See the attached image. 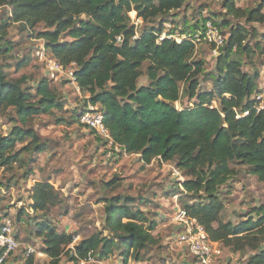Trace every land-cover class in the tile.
I'll list each match as a JSON object with an SVG mask.
<instances>
[{
    "label": "trees",
    "instance_id": "1",
    "mask_svg": "<svg viewBox=\"0 0 264 264\" xmlns=\"http://www.w3.org/2000/svg\"><path fill=\"white\" fill-rule=\"evenodd\" d=\"M185 4L186 0H0V9H11L9 15H0V54H9L13 49L6 39L11 24L31 30L43 24L45 30L39 38L46 41L59 64L65 68L75 66L76 83L89 96L77 120L88 105L97 106L104 115L113 147L118 145L122 152L138 154L146 164L154 159L174 162L185 176L180 183L179 201L188 216L204 226L212 241L237 252L252 250L245 264H264V205L255 207L238 223L224 222L221 214L225 204L220 193L238 174L237 166H246L249 173L264 182V110H258L255 97L260 92V72L256 68L244 70V58L254 64L250 57L260 48V43H248L258 32L249 24L264 25V0L254 9H243L236 0H225L227 12L245 19V23L232 24L227 18L218 23L204 18L203 25H189L181 31V42L174 35L177 30L160 39L163 20L137 36L132 11L143 21L160 17L167 20ZM208 22L218 27L224 42L218 48L213 88L201 91L199 77L204 72V61L192 58L195 37L203 35ZM26 62L21 61L19 68ZM143 74L149 83L140 86ZM22 82L9 79L0 63V110L15 112L10 132L0 133L2 166L26 163L22 151H47L46 143L28 125L33 117L51 114L60 106L49 79L34 87V95L22 87ZM184 99L191 105L178 108L177 103L182 104ZM18 145H23L22 151ZM31 196L32 210L43 214L35 234L43 240L42 250L50 258L49 264H60L64 255L79 264L89 256L103 260L116 252L125 264L132 258L140 262L141 251L157 243L152 234L157 222L148 221L140 209L134 210L133 198L108 199L104 232L74 244V234L60 232L44 214L63 202L61 191L45 180L34 185ZM28 256L26 264H34L32 255ZM9 259L1 264H9Z\"/></svg>",
    "mask_w": 264,
    "mask_h": 264
},
{
    "label": "rangeland",
    "instance_id": "2",
    "mask_svg": "<svg viewBox=\"0 0 264 264\" xmlns=\"http://www.w3.org/2000/svg\"><path fill=\"white\" fill-rule=\"evenodd\" d=\"M225 0H186L183 8L173 11L167 20L160 17L152 21H143L132 11L130 16L137 28V36L141 31L150 27H157L163 20L164 32L162 36H169L174 30L177 39L181 31L200 23L204 18L215 19L220 23L223 19L231 20L232 24L244 22L243 18L230 15L225 6ZM263 0H236V5L243 9L257 8ZM11 9H0V15H9ZM188 23V24H187ZM256 26L258 32L248 43L260 48L250 57L252 63L244 58V70L256 68L260 72L258 80L260 92L256 93L258 109L264 107V25ZM40 24L33 30L22 24H11L7 40L12 42L13 49L9 54H0V63L9 79L19 81L23 79L22 87L34 95L35 86L43 79H49V87L58 96L60 106L52 109L51 114L41 113L28 125L33 128L42 141L47 145V151L29 154L22 151L23 145H18L21 157L26 163H16L12 166L0 165V212L4 218L11 219L14 233L18 241V248L10 257L9 264H26L29 248L34 264H49L50 258L43 253V240L35 234L38 221L42 217L40 212L31 208L32 189L38 182L49 180L63 195V202L45 212L60 232L74 234V244L89 238L93 234L103 231L106 216V203L113 196H127L133 198L131 206L140 209L148 217V221H156L157 226L152 231L157 240L154 245L141 251L142 261L133 258L127 264H200L190 251L184 235L183 223L178 220L181 210L179 201L180 183L185 180L174 162H161L154 159L150 164L144 163L138 154L122 152L121 148L111 144L105 137H98L79 120L78 111L86 107L89 99L79 88L73 85L63 73L56 78L50 77L48 58H52L51 51L39 33L44 31ZM224 33L228 29H222ZM179 35V36H178ZM161 36V37H162ZM68 39L69 38H65ZM161 39V38H160ZM65 41V40H63ZM3 41H0V45ZM213 46L202 41L196 45L193 60L204 61V72L200 75V90L208 91L213 88L212 74L215 73L217 55L213 53ZM26 59V64L19 63ZM75 67V66H72ZM147 64L143 67L146 72ZM74 69V68H73ZM148 77L143 74L139 85H147ZM34 100V99H33ZM217 105L216 101L212 102ZM191 102L184 99L177 107L189 106ZM12 109L0 110V133L10 132L14 123L11 116ZM20 127H26L18 123ZM113 140V139H112ZM22 164V165H21ZM238 174L220 189L225 208L221 219L224 222L238 223L245 219L255 207L264 205V182L248 172L246 166H237ZM114 180L116 184L110 185ZM2 218H0L1 224ZM105 235L108 232L104 233ZM220 250L219 260L213 264H245L254 253L250 249L234 251L223 243L217 242ZM72 247V246H71ZM28 252V253H27ZM60 264H73L64 255ZM79 264H125L116 252L108 259L100 260L95 256L92 261Z\"/></svg>",
    "mask_w": 264,
    "mask_h": 264
},
{
    "label": "built area",
    "instance_id": "3",
    "mask_svg": "<svg viewBox=\"0 0 264 264\" xmlns=\"http://www.w3.org/2000/svg\"><path fill=\"white\" fill-rule=\"evenodd\" d=\"M165 38V36H162L161 40ZM195 38L196 45L198 42L202 41L212 45L214 47L213 53L215 55L218 54V48L223 45L224 42V36L221 34L218 27H216L212 22H208L206 25V30L202 36L198 34ZM177 40L181 42V38ZM47 66L51 72V78L55 79L58 73H63L79 90V87L76 83V77L74 75L75 69H73V67L69 66L65 68L53 58H48ZM258 110H264V107H261ZM80 122L87 126L90 130H94L100 137L107 138L110 140L111 144H113L112 137L110 136V133L104 124V115L99 110V107L93 106L91 104L88 105L87 110L80 116ZM0 218H2L0 224L1 264L10 258L11 254L17 250L19 244L14 233L11 219L4 218L1 212ZM178 220L183 223L184 227V235L181 237V239L187 242L190 251L197 260V263H216V261L219 260L218 255L220 254V250L216 248L218 243L210 239L204 226H202L196 219L189 217L183 209L179 210L178 212ZM33 251L34 250L30 247L28 255H30ZM93 258L94 257L89 256L88 259L82 260V262L85 263L86 261H92Z\"/></svg>",
    "mask_w": 264,
    "mask_h": 264
}]
</instances>
